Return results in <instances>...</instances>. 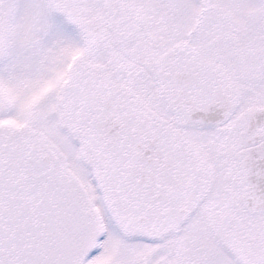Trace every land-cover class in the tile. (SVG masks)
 Masks as SVG:
<instances>
[{
    "label": "snow or ice",
    "instance_id": "snow-or-ice-1",
    "mask_svg": "<svg viewBox=\"0 0 264 264\" xmlns=\"http://www.w3.org/2000/svg\"><path fill=\"white\" fill-rule=\"evenodd\" d=\"M0 264H264V0H0Z\"/></svg>",
    "mask_w": 264,
    "mask_h": 264
}]
</instances>
